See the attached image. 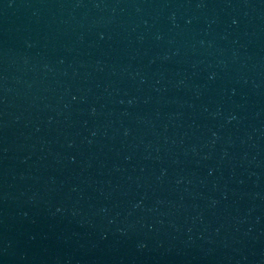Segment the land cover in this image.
Returning a JSON list of instances; mask_svg holds the SVG:
<instances>
[{
  "label": "water",
  "instance_id": "obj_1",
  "mask_svg": "<svg viewBox=\"0 0 264 264\" xmlns=\"http://www.w3.org/2000/svg\"><path fill=\"white\" fill-rule=\"evenodd\" d=\"M0 264H264V0H0Z\"/></svg>",
  "mask_w": 264,
  "mask_h": 264
}]
</instances>
